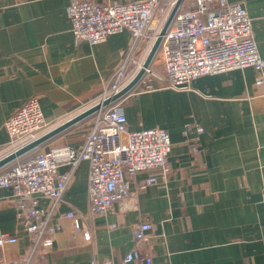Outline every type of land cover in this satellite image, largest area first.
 I'll use <instances>...</instances> for the list:
<instances>
[{
	"label": "crops",
	"instance_id": "obj_1",
	"mask_svg": "<svg viewBox=\"0 0 264 264\" xmlns=\"http://www.w3.org/2000/svg\"><path fill=\"white\" fill-rule=\"evenodd\" d=\"M230 1L246 5L264 56V0ZM69 2L0 0V156L11 150L5 123L27 100L39 99L48 122L42 135L97 101L132 48L127 29L99 43L77 41ZM256 79V70L246 67L202 75L186 88L136 85L117 101L130 130L159 126L170 132L168 178L157 167L138 173L134 197L90 220L89 163L62 166L61 172L72 171L63 201L35 196L55 226L51 246L27 231L12 191L0 188V232L18 238L0 247V264H123L143 221L152 228L138 247L150 264H264V84ZM86 121L40 148L82 146L91 129ZM188 123L203 132L184 133ZM150 176L157 182L144 186ZM71 209L83 230L65 215Z\"/></svg>",
	"mask_w": 264,
	"mask_h": 264
},
{
	"label": "built area",
	"instance_id": "obj_2",
	"mask_svg": "<svg viewBox=\"0 0 264 264\" xmlns=\"http://www.w3.org/2000/svg\"><path fill=\"white\" fill-rule=\"evenodd\" d=\"M177 1L70 0L67 15L77 41L99 43L126 29L133 36L132 48L117 69L114 81L97 101L85 109L119 92L133 79L143 67ZM154 20L158 25L151 26ZM246 67L256 70L257 85L264 84V56L259 51L246 5L242 1L230 0H183L138 84L150 88L158 81L170 87L186 88L202 75ZM91 116V129L82 146L64 144L48 150L38 147L0 171V188L12 191L27 231L44 246L53 244L51 234L55 232V226L45 216V210L38 206L35 196L42 193L53 198L55 203L63 201L72 171L61 172L62 166L74 170L82 162L89 163L90 220L106 214L116 203L134 197L131 183L138 173L157 167L162 170V177L168 178L172 140L166 128L156 126L130 130L127 115L119 101L102 107ZM47 125L38 97L27 100L5 123L11 138L9 152L39 137ZM183 131L200 134L203 128L188 123ZM193 149L197 150L196 146ZM157 180L150 176L144 186ZM65 215L75 221L77 230L82 229L75 210L71 209ZM151 228L148 221L136 225L134 246L123 258V264L134 260H145L150 264L151 257L143 256L138 245L147 239ZM84 236L89 238L90 234L84 231ZM17 242V236L0 232V247ZM79 264L100 263L92 259ZM103 264L114 263L108 260Z\"/></svg>",
	"mask_w": 264,
	"mask_h": 264
},
{
	"label": "water",
	"instance_id": "obj_3",
	"mask_svg": "<svg viewBox=\"0 0 264 264\" xmlns=\"http://www.w3.org/2000/svg\"><path fill=\"white\" fill-rule=\"evenodd\" d=\"M182 1L183 0L177 1V4H176L174 10L170 13L167 21L164 23L163 27L161 28V30L157 36V39L154 42L145 62L143 64V67L138 71V73L133 77V79L127 85H125L119 92L115 93L114 95L104 99L101 102H98V103L92 105L91 107L81 111L80 113L74 115L73 117H71L67 121L58 125L57 127L51 129L50 131H48L46 133H43L42 135H40L36 139L30 141L29 143L22 145L19 148L15 149L11 152H8L4 156L0 157V169L3 168L4 166H6L8 163L12 162L13 160L25 155L26 153H28V152H30V151H32V150H34L40 146H42L46 141L57 136L58 134L65 131L69 127L77 124L78 122H81L82 120L87 119L89 116H91L94 112L98 111L102 107L108 106L112 102L121 99L129 91H131L138 84L141 77L144 75L145 68L148 67L150 65L151 61L153 60V58H154V56H155V54L159 48V45L162 41L163 35L166 33V30L169 26V23H170L171 19L173 18L175 10L181 4Z\"/></svg>",
	"mask_w": 264,
	"mask_h": 264
},
{
	"label": "rangeland",
	"instance_id": "obj_4",
	"mask_svg": "<svg viewBox=\"0 0 264 264\" xmlns=\"http://www.w3.org/2000/svg\"><path fill=\"white\" fill-rule=\"evenodd\" d=\"M158 20H159V19H158ZM157 25H158V24H157ZM92 118H93L92 116H89L87 119H85V120H83V121H84V122H85L86 120H87V121H92ZM87 121H86V122H87ZM2 169H3V168H1L0 171H1Z\"/></svg>",
	"mask_w": 264,
	"mask_h": 264
},
{
	"label": "bare ground",
	"instance_id": "obj_5",
	"mask_svg": "<svg viewBox=\"0 0 264 264\" xmlns=\"http://www.w3.org/2000/svg\"><path fill=\"white\" fill-rule=\"evenodd\" d=\"M154 21H155V20H154ZM154 21H153V22H154ZM151 26H153V23H152V25H151Z\"/></svg>",
	"mask_w": 264,
	"mask_h": 264
}]
</instances>
